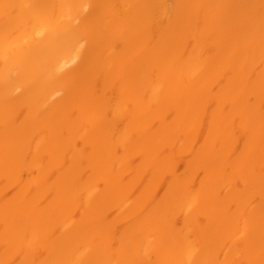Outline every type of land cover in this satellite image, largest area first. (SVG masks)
<instances>
[{
  "label": "bare ground",
  "instance_id": "obj_1",
  "mask_svg": "<svg viewBox=\"0 0 264 264\" xmlns=\"http://www.w3.org/2000/svg\"><path fill=\"white\" fill-rule=\"evenodd\" d=\"M0 264H264V0H0Z\"/></svg>",
  "mask_w": 264,
  "mask_h": 264
}]
</instances>
